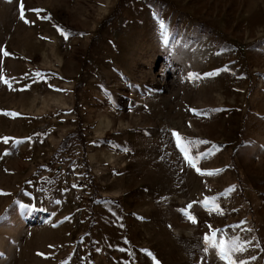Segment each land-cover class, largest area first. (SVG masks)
Masks as SVG:
<instances>
[{"label": "rangeland", "instance_id": "1", "mask_svg": "<svg viewBox=\"0 0 264 264\" xmlns=\"http://www.w3.org/2000/svg\"><path fill=\"white\" fill-rule=\"evenodd\" d=\"M22 2L27 23L0 0V264H226L213 233L264 264V0ZM147 95L153 120L130 112ZM168 98L208 119L215 174L166 162Z\"/></svg>", "mask_w": 264, "mask_h": 264}, {"label": "crops", "instance_id": "2", "mask_svg": "<svg viewBox=\"0 0 264 264\" xmlns=\"http://www.w3.org/2000/svg\"><path fill=\"white\" fill-rule=\"evenodd\" d=\"M173 46L175 48H177V44L174 43ZM178 51V50H177ZM106 59L103 60L102 64H96L94 66V69L91 71V75L92 72L94 73V77L92 80V83H90V86L92 88H96V95L93 98V103L94 105H96L95 109H103L102 112L99 114L100 116L96 115L94 116L92 119H96L99 120L100 118H102L104 116V106L107 102V99L105 98V90L103 88V86L101 85L100 81H103L100 79V77H104V73L105 69L108 68V66L106 65L107 63V57H105ZM110 59V58H109ZM113 63V60L115 59H110ZM184 61V60H183ZM187 61V60H186ZM186 63V62H185ZM181 65V64H180ZM188 69V68H186ZM188 71V70H187ZM103 93V99H101L100 96ZM99 98V99H98ZM137 98H132V101H130L131 103V114H135V115H139L141 113V117H143V115H146L147 120L151 119H155L156 118V114L158 113V111H156V108L158 105H156V102L160 99L156 98V96H152V95H147V97L145 98H140L139 101H137ZM147 100V101H146ZM174 100V99H173ZM173 100L171 98L165 99L164 101H162L160 104V106L162 107V110L164 111L165 114H167L165 111L169 110V115L170 118H172V116L174 115V111L178 110V117H180L182 115V113H185V117L182 121V123H180V125H176V127H170L169 125H166V127L164 128V134L162 136L163 140L160 143H167L168 147L170 148V152H166L164 153L165 155V159L166 162H170L171 159V155H178V160L177 162L180 163L181 167L179 169H183V170H189V171H194L193 174L194 176H198V178L201 177V173L198 172L196 170V168H199L201 170H205V171H212L213 167H209V165L204 164L202 161H199V163L197 164V166L194 168L190 165V163L188 162V160L185 159V156L182 154V152L180 151V149L177 147V141L175 136L173 135V133H178L180 137H182L184 140H190V141H194L197 142L193 145L190 146V155H199L200 153H204V152H208V149L205 147V149H202L201 143H198L199 141L203 140V135L201 133H198V131H202V126L200 125V123L205 122V120H208L203 114L198 113V111L196 110L197 108V104L194 102H189V103H185L183 102L184 106H181L180 108L178 107H174L172 108L170 104H172ZM137 103V106L135 107V103ZM92 103V104H93ZM178 103V102H177ZM176 103V104H177ZM112 110L113 112L115 111H119V108L117 107L116 104H112ZM177 117V116H176ZM149 124V123H148ZM139 131H159V130H155L154 126H150L146 125L143 128H139ZM154 133L151 134L150 137H153ZM158 137H160L158 135ZM154 143V142H153ZM212 143V142H211ZM193 149V150H192ZM148 156H152L153 153H148Z\"/></svg>", "mask_w": 264, "mask_h": 264}, {"label": "snow or ice", "instance_id": "3", "mask_svg": "<svg viewBox=\"0 0 264 264\" xmlns=\"http://www.w3.org/2000/svg\"><path fill=\"white\" fill-rule=\"evenodd\" d=\"M20 18L22 20H24L26 23L28 22L25 19V16H24V9H23V2H22V0H21V6H20ZM160 27H161V29H163L165 27L164 24H163V22H161ZM65 38H67V36H65ZM3 54L5 56L8 55L7 52H4ZM207 75H212V74L209 73ZM0 78H2V77H0ZM4 82L7 83V81H4ZM173 135L176 138L177 147L180 149V151L182 152V154L185 156V159L188 160V162L190 163V165L192 167H194V168L197 166V164L199 163V161L201 159H204L208 155L212 154L211 152H204V153H200L198 156L192 157L190 155L189 149H190V146L191 145H193V144H195L197 142L190 141V140H184L182 137L179 136L178 133H173ZM7 142H8L7 141V138H5V143H7ZM198 143H208V142L207 141H199ZM196 170L198 172H200L201 174H207V175H213V174H215V171L204 172L203 170H201L199 168H196ZM216 171H218V170H216ZM209 205L214 210H218V209H216V206H215V198H209L208 200L205 201V206H209ZM188 219H190L192 222H195V218L193 216H191L190 214H188ZM204 239H205V244L208 247L215 248L217 250V255L220 257V259L225 260L226 261V264H237V262L236 261H233L232 258H231V256H230V252L241 251L242 250V248L236 244V241H232V247L229 248V247L226 246V243L223 240L219 241L218 243L216 242V240H215V233H213L211 237L205 236ZM153 259H154V264H159V262L156 261L155 258H153ZM239 264H244V262L243 261H240Z\"/></svg>", "mask_w": 264, "mask_h": 264}]
</instances>
